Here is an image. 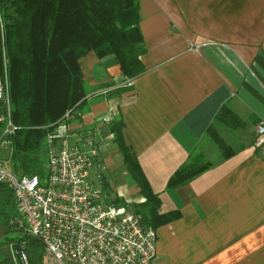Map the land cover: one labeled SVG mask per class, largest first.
<instances>
[{"label":"crops","instance_id":"0c3cea01","mask_svg":"<svg viewBox=\"0 0 264 264\" xmlns=\"http://www.w3.org/2000/svg\"><path fill=\"white\" fill-rule=\"evenodd\" d=\"M137 4L145 73L127 80L113 57H81L86 97L80 118L69 122L71 141L99 131L100 192L126 204L113 189L127 188L139 202L108 127L98 124L106 116L122 121L123 141L161 211L181 215L155 230L154 264H264V158L254 147L264 122V0ZM224 106L231 126L217 127V136L228 157L218 161L224 151L205 135ZM199 150L216 165L166 190L169 176Z\"/></svg>","mask_w":264,"mask_h":264},{"label":"trees","instance_id":"16d2710c","mask_svg":"<svg viewBox=\"0 0 264 264\" xmlns=\"http://www.w3.org/2000/svg\"><path fill=\"white\" fill-rule=\"evenodd\" d=\"M137 0H0V61L7 60L10 119L16 128L12 137L9 169L16 176L45 177L46 136L68 114V122L78 120L86 97L79 59L89 52L97 58L111 56L127 80L145 73L140 60L146 48L139 29ZM226 106L221 108L207 130L211 145L223 150L217 127L228 128ZM105 134L117 146L122 165L137 186L140 201L130 205L103 196L106 203L129 206L140 222L152 230L180 219L178 211H161L158 196L125 145L123 123L113 119ZM209 162L203 150L169 176L166 190L178 188L206 172ZM15 203L8 186L0 184V223L6 228L3 244L21 246L27 264H39L44 247L24 234L17 224ZM14 251V248H13ZM15 253V251H14ZM19 261L18 255L15 253ZM13 261V260H12ZM11 261V262H12ZM0 264H20L1 260Z\"/></svg>","mask_w":264,"mask_h":264},{"label":"built area","instance_id":"2783aa9c","mask_svg":"<svg viewBox=\"0 0 264 264\" xmlns=\"http://www.w3.org/2000/svg\"><path fill=\"white\" fill-rule=\"evenodd\" d=\"M7 60L0 61V184L8 186L17 224L41 242L52 264H154L156 233L129 206L105 202L93 174L97 130L71 141L68 114L46 136L45 177L10 172L12 137ZM111 121H98L104 128ZM254 147L264 158V122L255 128Z\"/></svg>","mask_w":264,"mask_h":264},{"label":"rangeland","instance_id":"374dc122","mask_svg":"<svg viewBox=\"0 0 264 264\" xmlns=\"http://www.w3.org/2000/svg\"><path fill=\"white\" fill-rule=\"evenodd\" d=\"M210 160H213V158H210ZM94 161V160H93ZM100 160L98 159V162H99ZM93 164H94V162H93ZM94 168H93V174H95L96 176L97 175H100V178H101V176L103 175V174H105L104 173V171H103V169H102V167H101V169H97L96 168V165L94 164V166H93ZM100 178H99V180H100ZM101 184V183H100ZM99 184V187L101 188V185ZM113 192L114 193H116L117 195H118V197L119 198H121V199H124L125 200V202H126V204L127 205H130V204H132V203H135V202H137V200H136V198L135 197H132V196H128V189L126 188H123V187H116V188H114L113 189ZM128 193V194H127ZM106 194V193H105ZM103 195V194H102ZM104 196V195H103ZM125 196H128V197H125ZM121 204H119V205H117V206H120ZM5 232H6V228H4V226L0 223V261L1 260H5V259H7V260H9V263H12L13 261H15V262H19V261H17L18 259L16 258V256H15V253H14V251H13V248H11L12 246H6V245H4L2 242V240H3V236H4V234H5ZM13 260V261H12ZM12 261V262H11ZM21 264V263H20ZM38 264V263H37ZM39 264H52V261H51V259H49V257H48V255H47V253L44 251V253H43V257H42V259H40V262H39Z\"/></svg>","mask_w":264,"mask_h":264},{"label":"water","instance_id":"95a60500","mask_svg":"<svg viewBox=\"0 0 264 264\" xmlns=\"http://www.w3.org/2000/svg\"><path fill=\"white\" fill-rule=\"evenodd\" d=\"M20 247H21V246L16 245V246L13 247V248H14L15 253H16V254L18 255V257H19V261H20V263H21V264H27L26 260H24L25 257H24V255H23V250H22V248H20Z\"/></svg>","mask_w":264,"mask_h":264}]
</instances>
